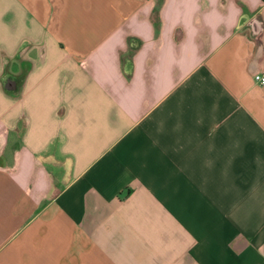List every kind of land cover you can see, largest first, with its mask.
I'll use <instances>...</instances> for the list:
<instances>
[{"label":"crops","instance_id":"0c3cea01","mask_svg":"<svg viewBox=\"0 0 264 264\" xmlns=\"http://www.w3.org/2000/svg\"><path fill=\"white\" fill-rule=\"evenodd\" d=\"M264 0H0V264H264Z\"/></svg>","mask_w":264,"mask_h":264},{"label":"built area","instance_id":"2783aa9c","mask_svg":"<svg viewBox=\"0 0 264 264\" xmlns=\"http://www.w3.org/2000/svg\"><path fill=\"white\" fill-rule=\"evenodd\" d=\"M254 79L256 83L264 86V74L263 73H256L254 75Z\"/></svg>","mask_w":264,"mask_h":264}]
</instances>
